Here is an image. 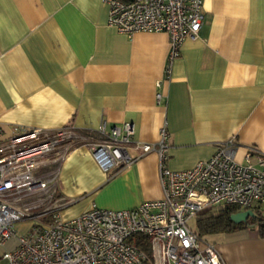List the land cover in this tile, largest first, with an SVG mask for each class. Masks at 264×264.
<instances>
[{"label":"crops","instance_id":"obj_1","mask_svg":"<svg viewBox=\"0 0 264 264\" xmlns=\"http://www.w3.org/2000/svg\"><path fill=\"white\" fill-rule=\"evenodd\" d=\"M203 9L199 38L183 44L167 76L169 36L120 33L101 0H0L5 135L73 126L85 137L61 169L58 194L69 202L62 220L163 199L156 153L113 177L100 170L91 148L102 120L134 124L143 144H157L166 128L175 172L233 137L241 159L249 147L264 154V0H204ZM245 225L207 239L225 264H264V223ZM14 245H0V256Z\"/></svg>","mask_w":264,"mask_h":264},{"label":"built area","instance_id":"obj_2","mask_svg":"<svg viewBox=\"0 0 264 264\" xmlns=\"http://www.w3.org/2000/svg\"><path fill=\"white\" fill-rule=\"evenodd\" d=\"M109 7L108 24L120 33H166L168 67L187 40L195 41L204 22V0H101ZM162 82L158 83L160 87ZM157 94V102L164 100ZM132 123L100 122L92 156L111 174L156 153L163 199L128 210L94 207L64 221L69 202L60 197L61 169L85 139L73 126L56 130L0 125V245L14 241L0 264H225L217 247L189 226L192 218L221 207L253 211L264 220V154L249 147L242 159L233 137L216 145L214 155L193 169L175 172L168 166L169 133L157 144L135 141ZM140 152L132 156L130 149ZM148 241V251L137 238Z\"/></svg>","mask_w":264,"mask_h":264},{"label":"trees","instance_id":"obj_3","mask_svg":"<svg viewBox=\"0 0 264 264\" xmlns=\"http://www.w3.org/2000/svg\"><path fill=\"white\" fill-rule=\"evenodd\" d=\"M239 210L233 206H227L222 208H215L207 210L201 213L197 217L196 229H193L200 238L207 239V236L233 232L244 228L245 223L236 224L232 221V215L238 213ZM255 220H259L264 223V220L257 215ZM261 227H264L261 225ZM136 243L142 244L143 248L148 251V241L144 238H137Z\"/></svg>","mask_w":264,"mask_h":264},{"label":"water","instance_id":"obj_4","mask_svg":"<svg viewBox=\"0 0 264 264\" xmlns=\"http://www.w3.org/2000/svg\"><path fill=\"white\" fill-rule=\"evenodd\" d=\"M257 215L253 211L238 212L232 215L231 219L236 224L247 223L249 219H256Z\"/></svg>","mask_w":264,"mask_h":264},{"label":"rangeland","instance_id":"obj_5","mask_svg":"<svg viewBox=\"0 0 264 264\" xmlns=\"http://www.w3.org/2000/svg\"><path fill=\"white\" fill-rule=\"evenodd\" d=\"M239 159H241L240 158V156H239ZM222 208V207H221ZM250 220H252V219H250ZM253 220H255V219H253ZM196 224H197V218H192L190 221H189V226L191 227V228H193V229H196ZM207 239L208 240H212V239H214V237L211 235V236H207ZM206 239V240H207ZM5 247V246H4Z\"/></svg>","mask_w":264,"mask_h":264}]
</instances>
